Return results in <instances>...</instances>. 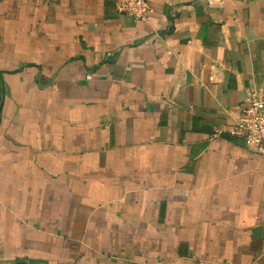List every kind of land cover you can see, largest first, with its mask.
Listing matches in <instances>:
<instances>
[{
    "label": "crops",
    "instance_id": "1",
    "mask_svg": "<svg viewBox=\"0 0 264 264\" xmlns=\"http://www.w3.org/2000/svg\"><path fill=\"white\" fill-rule=\"evenodd\" d=\"M0 0V264H264V0Z\"/></svg>",
    "mask_w": 264,
    "mask_h": 264
},
{
    "label": "built area",
    "instance_id": "2",
    "mask_svg": "<svg viewBox=\"0 0 264 264\" xmlns=\"http://www.w3.org/2000/svg\"><path fill=\"white\" fill-rule=\"evenodd\" d=\"M117 13L134 20L148 18V0H113ZM228 134L239 137L246 147L264 151V84L248 91L240 113Z\"/></svg>",
    "mask_w": 264,
    "mask_h": 264
}]
</instances>
